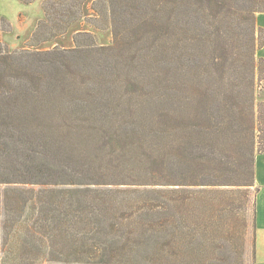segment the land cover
Returning <instances> with one entry per match:
<instances>
[{
    "label": "trees",
    "instance_id": "1",
    "mask_svg": "<svg viewBox=\"0 0 264 264\" xmlns=\"http://www.w3.org/2000/svg\"><path fill=\"white\" fill-rule=\"evenodd\" d=\"M253 1L262 6L243 9L242 20L264 12V0ZM85 2L43 0L45 16L33 39L63 34L82 18ZM91 8L95 16L89 24L109 27L111 44H97L90 31H77L70 48L11 50L0 40V185L53 187L38 203L32 197L16 200V223L31 219L39 229L82 240L66 253L75 264H115L126 255L121 249L140 251L155 230L172 234L179 220L173 208L187 205L188 187L210 185L206 176L215 185H251L254 140L245 143V156L238 160L235 148L218 135L225 128L231 133L239 127L245 134L253 129L247 124L253 111L242 113L240 96L246 93L253 103L254 70L260 73L264 65L255 54L264 43V28H257L259 43L253 28L248 38L242 29L229 34L224 17L230 18V11L219 0H93ZM10 28L0 16V31ZM184 125L175 144V132ZM223 158L227 166L221 168ZM237 167L251 171L248 183H236ZM129 186L149 187L136 190L142 199L127 204L123 193L133 190L114 188ZM116 200L119 215L124 209L134 220L141 217L147 229L143 241L119 246V232L126 228L107 214ZM8 202L0 189V210L1 205L9 210ZM236 235L228 230L212 246L214 259L203 264H233L237 252L230 240ZM163 241L152 254H173ZM57 251L51 254H64Z\"/></svg>",
    "mask_w": 264,
    "mask_h": 264
},
{
    "label": "rangeland",
    "instance_id": "2",
    "mask_svg": "<svg viewBox=\"0 0 264 264\" xmlns=\"http://www.w3.org/2000/svg\"><path fill=\"white\" fill-rule=\"evenodd\" d=\"M92 1L93 0H86L82 9V18L72 24L63 34L52 37L49 40L37 42L33 39L32 35L38 22L44 19L45 16L42 8L43 0H33L29 3H23L19 0H0V16L5 17L11 25L9 31H0V40L11 50L23 48L31 50H48L54 47L70 48L74 46L73 37L77 31H90L94 34L97 44L109 45L112 43L110 28L99 29L89 24V22H94L89 17L95 16V12L91 8ZM219 1H221L222 6L228 7L230 11V18L227 16L224 17L227 25L230 26L228 27L230 31L229 34L238 35L241 31L240 29H242V35L248 38L253 28L256 42H261V32L257 29L260 27H257L256 24V15L258 12H255L251 18L246 20H242L240 13L245 8L258 9L262 5L260 6L256 2L254 3L253 0ZM205 51L209 53L208 48H206ZM248 52V49L242 52L243 56L241 61L247 59ZM260 66V73L258 69L254 70L253 103L251 104L245 92V94L240 96V99L243 101L241 106L245 107L242 113H248L250 110L253 111L252 120L247 121V124L249 122L253 123V129L247 130L245 134L239 127H236L235 131L231 133L229 128H225V130H223L224 132L218 135L222 140H227L231 148H235L233 152L237 151L238 160L242 159V155L244 158V146L249 140H254V155L264 146L263 63L260 64ZM243 70L244 67L241 66L239 78L243 76ZM185 115L190 116L193 114L186 113ZM183 120H186L185 117ZM148 129L147 131L149 132L154 130L151 128ZM185 130V125L177 129L175 132V144L180 143V139L183 137V132ZM251 133H253V137ZM145 137L150 139L154 136L150 135ZM225 161L224 158L221 160V168L227 166ZM202 164L207 167L206 159L203 160ZM237 169L238 171L233 173V178L236 180V183H248L246 181H250L252 177L251 185H234L235 183H233V185H215L217 182L215 183L214 179L206 176L204 179L206 183H211L210 185L188 187L192 191L189 193L191 198L187 200V205L184 207L177 205L173 208L179 220L177 224H175L178 228L175 229L173 227L172 234L171 229L168 230L165 228L166 230H155V234L152 238H148L149 243L141 248V252L137 249L134 251L130 250V248H123L121 250H124L126 255L123 254V257L119 256L121 258L119 261L116 260L117 263L115 264H203L205 260L210 261V259H214L212 255H216L217 252L212 246L219 244L220 241L225 238L226 232L230 229L237 232V235L233 236L232 240H230L233 249L237 252L233 264H256L253 234L255 195L258 187L254 182V171L251 176V171H249V169L241 167H237ZM208 175H211V173L209 172ZM212 175L216 174L212 173ZM148 187L129 186V188L115 187L114 189L133 190L123 193V199H126L128 204V200L131 203L132 201L142 199L139 192L136 190H144ZM157 187L160 188V186ZM51 188L53 187L20 183H4L0 185L1 195L3 194L4 197L6 195L9 199L8 203L11 205L9 210H5L1 205L0 210V213L2 212V215H0V264H75V262H73L74 256H70L66 253L77 250L78 246L83 243L82 240L78 238L75 240L76 238L72 236V234L66 232L61 233V231L57 229H39L31 225L33 222L31 219H22L21 224L16 223V220L20 218V215L17 217L19 211L15 208V206L18 205L16 200L32 197L33 200L38 203L39 198L44 199L47 194H50L49 190ZM186 192L188 193V190ZM176 194L178 193H173V195ZM114 195L120 196L121 193L117 192ZM149 195L150 194H146L145 196ZM124 207H126V205ZM119 211L120 203L117 204L116 200L115 204L111 203V208L109 207L107 212L109 216H116L117 221H121L118 223V227L124 226L126 228L123 232L122 229L119 232L123 233L122 241H120L119 246L122 247V244L128 241L136 243V241H132L135 239H141L143 241L142 233L147 232V229L144 222L140 220L141 217L134 220L133 216H129V211H124V209H122L123 216L119 215ZM107 216H105V218ZM29 217H36V215L34 213L33 215H29ZM170 225L167 227H170ZM126 233H128V236L124 235ZM162 240H164L163 242H167L169 250L173 251L171 256L163 257L162 254V256L159 257L155 253V255L151 253L154 249L157 253V247ZM45 247H47V249H45ZM55 250L62 251L64 254H56V256L51 254V252ZM149 251V258H144V254ZM230 255L233 257L235 256L232 252H230ZM55 260H61L62 263ZM80 264L92 263L83 262Z\"/></svg>",
    "mask_w": 264,
    "mask_h": 264
},
{
    "label": "crops",
    "instance_id": "3",
    "mask_svg": "<svg viewBox=\"0 0 264 264\" xmlns=\"http://www.w3.org/2000/svg\"><path fill=\"white\" fill-rule=\"evenodd\" d=\"M256 24L264 28V12L257 13ZM256 55L264 59V43L256 49ZM254 182L258 187L254 205V254L256 264H264V152L255 154Z\"/></svg>",
    "mask_w": 264,
    "mask_h": 264
}]
</instances>
